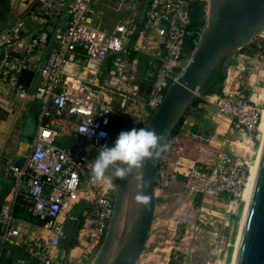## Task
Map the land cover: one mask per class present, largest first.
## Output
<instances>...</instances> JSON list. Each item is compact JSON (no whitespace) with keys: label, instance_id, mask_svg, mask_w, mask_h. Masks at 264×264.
Here are the masks:
<instances>
[{"label":"built area","instance_id":"built-area-1","mask_svg":"<svg viewBox=\"0 0 264 264\" xmlns=\"http://www.w3.org/2000/svg\"><path fill=\"white\" fill-rule=\"evenodd\" d=\"M144 3L17 0L20 15L0 32V109L2 100L19 108L38 101L40 113L24 162L4 158L3 173L12 178V187L0 207V264H86L101 246L118 180L107 186L93 177L95 158L87 146L98 153L112 146L115 118L128 122V130L145 125L188 65L193 50L187 41L196 44L210 6V0ZM194 14L201 21L197 28ZM240 71L239 65H229L221 94L202 99L215 107V116L229 120L232 133L251 140L260 133L264 94L244 83ZM24 72L38 79L37 87L19 83ZM67 128L73 142L63 145L59 140ZM88 128L93 135L85 133ZM178 136L159 161L161 179L188 158L180 157L184 142ZM250 171L242 157L218 152L213 164L185 169L183 184L204 203L237 204ZM78 199L85 204L80 219L71 216ZM20 204L33 221L16 217ZM67 220L76 226L74 245L82 247L75 258L59 249Z\"/></svg>","mask_w":264,"mask_h":264},{"label":"water","instance_id":"water-1","mask_svg":"<svg viewBox=\"0 0 264 264\" xmlns=\"http://www.w3.org/2000/svg\"><path fill=\"white\" fill-rule=\"evenodd\" d=\"M263 32L264 0H210L205 26L199 30L188 65L168 86L162 102L143 126L154 129L163 137L160 155L143 162L142 172L147 186H140L135 172L124 179L119 178L105 238L90 264H136L153 222L156 172L173 129L195 98L202 94L214 66L220 64L225 72L238 51ZM126 197L133 213L128 216L122 242L109 259ZM232 264H264V136L256 159L252 188L242 213Z\"/></svg>","mask_w":264,"mask_h":264},{"label":"rangeland","instance_id":"rangeland-1","mask_svg":"<svg viewBox=\"0 0 264 264\" xmlns=\"http://www.w3.org/2000/svg\"><path fill=\"white\" fill-rule=\"evenodd\" d=\"M112 18L116 19V15ZM237 65L241 68L239 75L243 82L251 84L258 93L264 94V32L242 51H238L230 66ZM120 128L121 126L118 127ZM262 139L261 131L258 137L249 141L241 134L228 133V143L224 146L218 144L219 148L215 145L217 151L214 153L236 154L252 166L257 159ZM194 140L208 144L203 134L201 138ZM192 145L184 142V151L180 157L194 155ZM174 169L175 167L169 169L164 179L156 174L155 214L145 248L136 264H169L171 256L177 264H232L245 201L237 204L197 203V197L185 189L181 179H172L176 177L175 173L172 175ZM134 202L135 197L133 204ZM132 213L133 209L129 208L126 197L109 259L122 242L128 216Z\"/></svg>","mask_w":264,"mask_h":264},{"label":"crops","instance_id":"crops-1","mask_svg":"<svg viewBox=\"0 0 264 264\" xmlns=\"http://www.w3.org/2000/svg\"><path fill=\"white\" fill-rule=\"evenodd\" d=\"M17 0H0V32L9 26L20 15L22 9H16ZM32 28H39V25L30 20L29 24ZM28 41L25 36L21 45V49ZM19 83L23 86L33 87L38 86V79L34 78L31 73L24 72L19 78ZM3 108L0 109V207L10 197L12 187V178L3 173V162L6 156H10L15 164L21 165L25 157L29 154L33 138L35 136L38 126V115L40 113V103L38 101L28 102L23 104L21 108L12 102L2 100ZM201 110L204 112L205 128L204 132H193V120L187 118L179 130L178 138L184 142L193 144L194 155L188 157L189 159L179 160L178 166L175 168V176H180L183 183V172L191 166H201L205 164H213L217 159L216 146L219 144L225 145L228 143V133H232L229 120L223 117L215 116V107L206 103L203 99L199 104ZM121 126L120 129L118 127ZM129 123L115 118L112 124V133L118 135L121 131L128 130ZM69 128L62 132V137L59 140L63 145H69L73 142V137L70 135ZM202 134L206 137L205 140L208 144H202L201 141H196L195 138H201ZM175 137V136H174ZM174 137L171 138L173 142ZM249 141V140H248ZM216 145V146H215ZM218 147V146H217ZM219 148V147H218ZM89 154L96 158V150L91 146H87ZM114 170L110 169L106 173L107 177H114ZM174 175V174H172ZM119 181V178H114ZM176 180V177L172 178ZM171 179V180H172ZM178 179V178H177ZM157 184V180L155 179ZM157 187V186H156ZM156 190V188H155ZM156 192V191H155ZM85 204L81 200H77L71 212V216L78 219L84 211ZM16 217L25 220H31L25 212L22 205H17L15 208ZM38 230H35L37 232ZM76 233V226L67 220L65 224V237L60 241L59 249L62 252L69 253L71 258H75L81 254L82 247L74 245ZM92 260H88L86 264H90Z\"/></svg>","mask_w":264,"mask_h":264},{"label":"clouds","instance_id":"clouds-1","mask_svg":"<svg viewBox=\"0 0 264 264\" xmlns=\"http://www.w3.org/2000/svg\"><path fill=\"white\" fill-rule=\"evenodd\" d=\"M85 133L94 134L90 128ZM99 135L103 137L106 133L100 132ZM162 139L161 134L149 128L133 127L121 131L112 146L104 145L100 148L92 165L93 177L98 182L111 186L114 178L124 179L135 172L140 186L146 187L147 181L143 178L142 172L143 162L160 155L163 148ZM110 169L114 170V177L106 176Z\"/></svg>","mask_w":264,"mask_h":264},{"label":"trees","instance_id":"trees-1","mask_svg":"<svg viewBox=\"0 0 264 264\" xmlns=\"http://www.w3.org/2000/svg\"><path fill=\"white\" fill-rule=\"evenodd\" d=\"M149 1L150 0H145L144 7L147 6ZM194 18H195V21H192V27H195L196 25H198L199 15L194 14ZM187 46L190 47V50H193L195 48V45L188 41H187ZM240 51H242V49ZM225 76H226L225 72L221 70L220 64L214 66L212 75L208 78L204 87L202 88V94L195 98L193 104L183 114L177 126L173 129L170 139L173 138L174 136L179 135V130L187 118H190L191 120H193V123H194L193 132L194 133L204 132V128H205L204 112L201 110V108H198L197 106L198 104L202 103L203 101L202 97L221 94L222 84L225 79ZM176 178H178V180L182 179L180 176H176ZM156 186L157 184L155 182V187ZM196 197H197V203H199L201 201V198L199 196H196ZM169 264H177L174 261L173 256H171L169 260Z\"/></svg>","mask_w":264,"mask_h":264},{"label":"bare ground","instance_id":"bare-ground-1","mask_svg":"<svg viewBox=\"0 0 264 264\" xmlns=\"http://www.w3.org/2000/svg\"><path fill=\"white\" fill-rule=\"evenodd\" d=\"M259 130L262 132V136H264V108L262 110V116H261V122H260ZM255 172H256V161L251 166L250 176L248 178V182H247V184L245 186V189H244V191L242 193V201L244 200L245 204L247 203L249 195H250V191H251V188H252V183H253V180H254ZM235 246H236V244H235Z\"/></svg>","mask_w":264,"mask_h":264},{"label":"flooded vegetation","instance_id":"flooded-vegetation-1","mask_svg":"<svg viewBox=\"0 0 264 264\" xmlns=\"http://www.w3.org/2000/svg\"><path fill=\"white\" fill-rule=\"evenodd\" d=\"M193 21H195V18H193ZM201 25L200 19L198 20V25L195 26V28L199 27Z\"/></svg>","mask_w":264,"mask_h":264}]
</instances>
